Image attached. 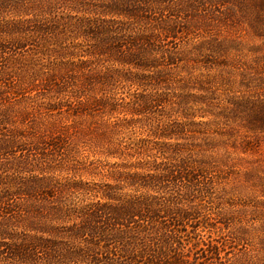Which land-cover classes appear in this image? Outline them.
I'll return each mask as SVG.
<instances>
[{
  "label": "rangeland",
  "instance_id": "374dc122",
  "mask_svg": "<svg viewBox=\"0 0 264 264\" xmlns=\"http://www.w3.org/2000/svg\"><path fill=\"white\" fill-rule=\"evenodd\" d=\"M0 264H264V0H0Z\"/></svg>",
  "mask_w": 264,
  "mask_h": 264
}]
</instances>
